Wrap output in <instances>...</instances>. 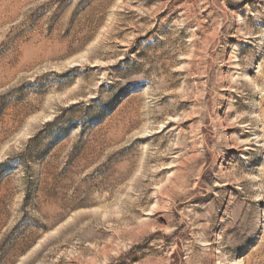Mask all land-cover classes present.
<instances>
[{
    "label": "rangeland",
    "instance_id": "rangeland-1",
    "mask_svg": "<svg viewBox=\"0 0 264 264\" xmlns=\"http://www.w3.org/2000/svg\"><path fill=\"white\" fill-rule=\"evenodd\" d=\"M0 264H264V0H0Z\"/></svg>",
    "mask_w": 264,
    "mask_h": 264
}]
</instances>
